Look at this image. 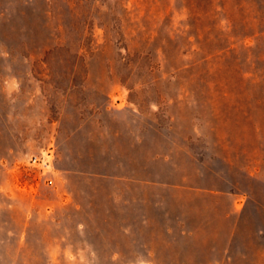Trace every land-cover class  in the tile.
Here are the masks:
<instances>
[{
  "label": "rangeland",
  "instance_id": "1",
  "mask_svg": "<svg viewBox=\"0 0 264 264\" xmlns=\"http://www.w3.org/2000/svg\"><path fill=\"white\" fill-rule=\"evenodd\" d=\"M0 264H264V0H0Z\"/></svg>",
  "mask_w": 264,
  "mask_h": 264
},
{
  "label": "crops",
  "instance_id": "2",
  "mask_svg": "<svg viewBox=\"0 0 264 264\" xmlns=\"http://www.w3.org/2000/svg\"><path fill=\"white\" fill-rule=\"evenodd\" d=\"M69 205H72V206L74 205L77 209H82L83 208L82 204L78 203V202H71V203H69ZM86 209H87V207H86ZM86 212H87V210H86ZM85 218H86L85 220H88L89 217L86 216ZM93 222L97 223V224H100V225L103 224V223H101V221H93ZM89 223L90 222H88V221L84 222L85 225H87ZM124 223H125V220L122 219V224H124ZM101 231H103V229H100V232ZM183 232H185V230H183ZM140 247L145 248L146 252L144 253V257H139V255H136L135 257L138 258V260L142 259V258H152V257H154V253L152 251L153 246L151 244L144 243V245H142Z\"/></svg>",
  "mask_w": 264,
  "mask_h": 264
}]
</instances>
